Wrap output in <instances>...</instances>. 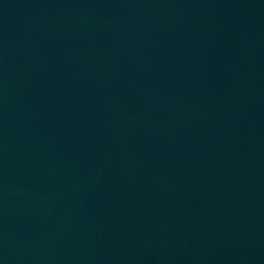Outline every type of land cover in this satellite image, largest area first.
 <instances>
[{
  "label": "water",
  "instance_id": "obj_1",
  "mask_svg": "<svg viewBox=\"0 0 264 264\" xmlns=\"http://www.w3.org/2000/svg\"><path fill=\"white\" fill-rule=\"evenodd\" d=\"M0 264H264V0H0Z\"/></svg>",
  "mask_w": 264,
  "mask_h": 264
}]
</instances>
